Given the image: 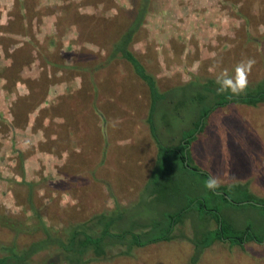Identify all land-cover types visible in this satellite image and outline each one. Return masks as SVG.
Here are the masks:
<instances>
[{"label":"rangeland","instance_id":"1","mask_svg":"<svg viewBox=\"0 0 264 264\" xmlns=\"http://www.w3.org/2000/svg\"><path fill=\"white\" fill-rule=\"evenodd\" d=\"M135 1L0 0V257L8 254L6 248L26 250L44 237L42 230L36 231L38 220L28 219L32 217L30 185L34 190L35 208L53 235H59L72 224L106 213L113 214L117 220L112 227L115 233L132 230L144 241L158 238L169 229V214L179 212L201 197L206 199L209 207L221 210L224 220L233 224L236 231L250 228L258 236L264 234L261 209L248 208L242 203L234 205L213 197L205 187L208 179L186 169L177 151L165 158L162 167L145 185V191L136 190L133 196L125 199L128 194H119L128 192L131 183L120 191L116 189L119 196L113 194L112 185L123 179V183L131 182L128 178L133 169L127 164L130 159L119 166L109 168L104 164L99 167V162L112 161L107 158L110 153L101 151L100 144L97 153L91 150L89 144L96 138L92 136L91 123L81 129L86 132L83 140L79 133L72 137L74 150L65 146L69 144L66 141L69 135L60 137L67 131L65 119L68 115L73 116L76 123L89 110L90 89L85 88L87 83L84 85L81 80L83 76L91 78L93 73L74 70V66L100 68L107 62V67L98 71V78L105 88L114 86L119 90L126 80H131L118 73L124 70L123 63L116 61L117 65H114L110 61L113 54L105 47L107 42L103 39L97 42L94 37L109 36L107 27L114 31L117 23H128L122 17L132 16ZM148 17L143 30L148 40H137L133 49L149 64L148 70L152 74L156 75L163 66L160 74L176 76V84L193 77L200 81L208 78L224 80L235 78L237 65L248 59L255 61L247 74L248 81L255 83L264 73V0H153ZM127 77L131 78L129 73ZM133 87V83L126 84L124 96L133 99L132 104H135L138 99L129 95ZM194 91L193 86L177 85L176 91L170 93L172 97L168 95L157 104L154 114L157 129L163 134H168L169 130L173 132L176 146H179L182 133L193 134L192 124L199 117L189 101ZM185 95H188L187 109L175 108V103ZM247 108L245 112H248ZM251 109L254 108L249 109L253 122L238 126L240 121L228 114L217 126H210V120V128H206L196 141L201 143L202 149L198 157L201 162L195 165L211 178L215 177L219 187L232 190V201L242 200L247 190L250 192L248 185L238 186L234 172L250 174L262 153L259 140L264 139V105L257 108L259 112ZM231 110L239 113L240 108ZM170 111L176 112V117L168 120L164 115ZM115 112L121 116L129 114L124 104ZM100 120L106 128L114 127L115 132L134 127V122L126 118L110 121L101 117ZM89 121L93 122L92 119ZM166 124L171 129L166 130ZM260 124L263 129H257ZM103 130L104 127L103 135L96 134L98 138L103 137L107 145L109 137L106 142ZM257 130H261V134ZM169 138L165 137V140ZM161 142L164 146L174 144ZM119 145L127 146L130 153L147 146V142L140 138L139 143L124 141ZM106 149H109L108 145ZM165 174L169 182L162 188L160 183ZM120 213L123 215H118ZM158 221L161 224L156 225ZM5 222L10 224L6 226ZM13 223H19L21 230L12 229ZM179 227H175L174 237L182 231L186 233L183 235L192 238L207 224L191 211L181 225L182 230ZM112 242L105 257L93 259L94 254L90 252L83 264H185L189 255L181 249L176 253V247L170 249L164 243L128 251L125 246L131 243L130 240L124 246ZM254 243V252L250 254L246 247L240 256L241 261L245 258L243 264H264V244ZM48 246L49 251L35 253L32 264H69L60 247ZM168 248L169 251L164 250ZM202 260L205 261L204 257ZM211 261L213 264H236L224 254L218 259L212 257Z\"/></svg>","mask_w":264,"mask_h":264},{"label":"trees","instance_id":"2","mask_svg":"<svg viewBox=\"0 0 264 264\" xmlns=\"http://www.w3.org/2000/svg\"><path fill=\"white\" fill-rule=\"evenodd\" d=\"M152 6L153 0H136L133 6L134 11L131 12L132 16L122 17L127 19L128 23H117V25H114L116 26V29L114 31L111 27H107L106 30L109 36L102 35L99 38L94 37V39H97V42H101L102 40L100 39H103V41L107 42V46L105 47L109 48L110 53L113 54L110 61H112L114 64H116L117 62H127L133 68L135 74L140 79L145 81L149 86L152 96L149 123L151 126L153 137L159 146V154L155 169L153 171V175L155 176L158 170L162 167V162L165 161V158L177 151L178 154H180L181 162L186 169L192 172H198L204 178L206 177L209 180L211 176L208 173L201 171L192 160L190 154V146L192 142L195 140L197 135L203 132L208 118L214 111L222 107H226L229 104H244L250 107H257L260 104H263L264 73L263 75H259V78L255 83H252L251 80H249L246 89L239 95L233 94L230 89L220 91L222 85L221 83L217 82V78H208L205 81H200V79L197 78L196 80L192 81L189 86H193V89H195L194 93H196L192 94L189 101L199 114V117L197 116L198 119L196 118V121L192 124V126H194V132L189 136L185 134L183 138L184 142L179 143V146L173 145L167 147L162 145V143H159V138L156 136V128L155 124L153 123V118L157 109L158 102L166 97L160 94L154 78L148 74L142 62H140V60L131 50V44L143 31L145 19L151 12ZM79 17L83 18L84 16ZM86 17L90 20V17ZM114 18L116 17H113L112 19ZM90 22L93 21L91 20ZM109 24L111 23L109 22ZM91 67L93 68L87 69V67L76 65L74 66V70L80 69V72L92 71L91 73H94L95 71L100 70V68L102 67H107V62H104L103 65H100V68L99 66ZM221 80L223 79L220 78V81ZM70 89L71 87H69V90ZM187 96L185 95L184 97H182L176 103V106H182V108L186 110L187 108L185 107H188ZM65 122L66 125H70V122H73L71 115H68L66 117ZM65 122L63 124L64 127ZM168 182L169 177L167 176V174H165L163 176L162 183L159 182L160 187L166 188V184ZM238 186L241 187V185ZM33 191V187L32 185H30L31 197L29 199L30 208L32 210V217H29L28 219L31 220V218H33L34 220L35 218L38 220L39 225H36V231L42 230L44 233V237L31 244L26 250L24 249L22 251H17L14 247L6 248L8 254L0 257V264H32V258L34 257V255L42 251H49L47 250L49 248V246L47 247V245L60 247V249L64 253L66 261L69 264H83L85 261V256L90 252L94 254V258L92 257L93 259H101L102 257H105L107 255V249L114 243L112 241H115V243L118 242L124 246L126 245L127 240H130L131 243L128 244V246H125L127 247L128 251H131L134 247H145L147 245L156 244L159 242L170 241L174 237L173 231L175 227L179 224L182 225L191 211H194L195 214L199 216L201 221L203 223L205 222V225L207 224V227H205L204 230L199 229L196 235L191 238V241L195 245L197 250L196 256L192 260L191 264H196L201 252L212 247L216 242H229L232 246H238L243 250L245 249V245L253 242L264 244V234L258 236L254 232H252L250 228L246 229L245 231H236L233 227V224L227 223L224 220L221 210H219L218 208L209 207L207 205L206 199L202 197L195 198L187 207L180 210L179 212H176L175 214H169V217L171 218L169 229L164 235L158 238L147 239L144 241L142 240V236L140 234H134L132 230H123L121 232L115 233L112 230V227L116 224L117 220H115L113 214L106 213H102L90 219H85L81 222L72 224L63 231H60L59 235H53L51 228L46 225V223L40 216L39 210L35 208L33 202ZM209 191L211 192L213 197L217 199H223L230 204L235 205L236 203H242L248 208L257 207L261 209L263 211L262 221H264L263 198L256 197L247 190L246 196L242 198V200L233 199L232 201V197L230 194L232 190L230 189L218 186L215 189H209ZM121 214L123 215V213H120L118 215ZM120 219V221L123 220V218L121 217ZM9 224L10 222H5L4 225L8 226ZM159 224H161L160 221H158L156 225ZM13 225L14 228L12 229L16 231L21 230L18 229V226H20L19 223H13ZM29 230L30 228L25 232L29 233Z\"/></svg>","mask_w":264,"mask_h":264},{"label":"crops","instance_id":"3","mask_svg":"<svg viewBox=\"0 0 264 264\" xmlns=\"http://www.w3.org/2000/svg\"><path fill=\"white\" fill-rule=\"evenodd\" d=\"M149 14L147 15L146 19H145V24L143 25V30L144 28L146 29V24H147V20ZM145 33L139 34L137 36V38L134 40V42L131 44V50L132 52L135 54V56L140 60V62H142V64L144 65V67L146 68L147 72L149 75H151L157 85V88L160 92V94L162 93L163 96L167 93L166 96H171L170 94L171 91L173 92V90L176 91V86L177 85H190V83L196 79H189V81L185 82V83H179L176 84V76H172V75H166L163 74L161 75L160 72L162 73V71L164 70V67H159L160 68V72H158L156 75L152 74L148 68H149V64L145 63L142 59V57L140 58V56L136 53V51L133 49V45L136 44L137 40L139 39H146V35H142ZM148 40V38H147ZM156 52V56L155 58L158 59V54H157V50H155ZM159 63V61L157 60V64ZM117 65V64H114ZM123 71H118V73H120V76L124 77L125 79H131L126 80L124 82V84L119 88V90H117L114 88V86L112 87V89L110 88V86H108L107 88L103 87L101 85V81L99 80V73L97 70V72L95 71L92 75V77H84L83 76V81L81 80L82 84H86L87 86L85 88H89L90 89V95L88 94V103L89 105L87 106L89 108V110L87 111V113H84V117L80 120L77 121L75 123V119L73 116H71L73 122H70V125H66L67 127V131L63 134L60 135V137L62 136H67L69 135V137L66 138V141H69V144H65V146H71L70 148L74 150L75 145H73L74 140L72 139V137H74V135H77L82 138L86 135V132L81 131V129H83V126L87 125V123H91L92 124V128H90V130L92 131V136H96V138L93 139V142L89 145H91V150L94 151L95 153L98 152V146L100 144V148L102 149L101 151L105 154L106 152L110 153L109 156L107 157L109 162L112 161V163H100L99 162V167L100 166H104V164H106L109 168H111L113 165L115 166H119L123 163H126L129 160V162H127V164L129 165L128 167H131L133 169V171L129 174L130 177L128 178L129 183H123V181L117 182L116 185H112V189L114 191V195H126L128 194V196H125L126 198H129L130 196L134 195V192L136 190H139V192H143L145 191V185L149 184V180L151 179V176L153 175V171L155 169L156 166V162H157V158H158V154H159V146L158 143L156 142V140L153 137L152 134V130H151V126L149 123V118H150V110H151V105H152V96H151V92L149 89L148 84L143 81L142 79H140L134 72L133 68L128 64V63H123ZM159 66V65H158ZM93 68V67H91ZM129 73V75L131 76V78L127 77V74ZM98 79V80H97ZM128 83H133L135 85V87L131 88L132 92L129 95L133 94L134 98H137L139 102L132 104L133 99H128L127 97L124 96V89L126 84ZM142 84V86H141ZM140 85V86H139ZM117 91V92H116ZM161 94V95H162ZM170 98V97H169ZM175 100V99H174ZM121 102L120 105H117V102ZM124 104L125 106V111L126 113L129 114H125L123 116L121 115H117L116 109L122 107ZM264 105L260 104L257 107H250L248 106V112L246 113V105L244 104H229L226 107H222L216 111H214L211 116L208 118L206 126L203 130L202 133H204V131L206 130V128H210V126L212 124H216V126L223 121V118L225 119L226 115L230 114L232 116V119H236L240 121L239 124H237L238 126L240 124L245 125L247 122L251 123L253 122V118L254 117H250L251 112H249L250 108H254L255 111L257 110V108H259L260 106ZM176 108V103L175 106ZM240 108L239 113L237 112H233L231 109L232 108ZM251 109V110H254ZM257 112H259V110H257ZM167 115V117H166ZM164 115L165 118H168V120H171L173 116L176 117V112H172L170 111L168 114ZM248 115V117H247ZM101 117H103V119H109L110 121L112 120H116L118 121V118H126L129 119L131 121L134 122V127L132 129H129L128 131L125 132H119L116 130V132L114 131V127L110 126V128H106L103 125V122H101ZM219 117V118H218ZM174 118V117H173ZM89 119H92L93 122H90ZM216 119L218 120V122L216 121ZM211 120V124L209 125V122ZM153 123L155 124V128H156V136L159 138V143H162L161 141H166V143H174L171 146L175 145V141H176V136H174L175 134L173 132H171L169 130V133H165L163 134L162 132L160 133L157 129V124L154 122V118H153ZM95 124H97V126H95ZM86 127V126H85ZM102 127H104V138L106 141V137H109V141L107 142L109 149L107 148V145H105L103 137L102 138H98L97 133H99L100 135L104 134L101 130ZM167 127V128H166ZM98 128V129H97ZM166 130L167 129H171V126L166 124L165 125ZM239 128V127H237ZM241 128V127H240ZM263 129L262 124L259 125V128L257 129ZM101 129V130H100ZM106 129V130H105ZM134 130L136 132H134ZM259 131V133L261 134V130H257ZM79 133V135L77 134ZM202 133H200L199 135H201ZM185 132L182 133L181 135V139H179L178 143L184 142L183 138L185 136ZM114 135V138H113ZM196 136L195 140L192 142L191 146H190V154L192 157V160L195 163L201 162L199 161L200 158L199 157V153L200 150L202 149L201 147V143L196 142L198 136ZM136 137V138H135ZM165 137H170L169 139L165 140ZM262 137H264V134L262 133ZM143 138V140L145 142H147V146H144L141 148H137V152L131 151L130 153L128 152V150L126 149L127 146L124 145H119V143H124L125 142H130V143H139V139ZM63 140V139H62ZM71 143V144H70ZM177 143V142H176ZM261 144L262 146V153L259 155V157L257 158V162L255 164V167L252 168L251 173L247 174V176L244 175H238L239 172H234V180L235 182L238 183V185H248L249 186V190L250 193H252L253 195H255L256 197L259 198H263L264 199V191H263V187H264V139H260L259 140V144ZM79 145V141H77V143ZM81 144L83 145V142H81ZM64 145V144H63ZM101 145H103V147H101ZM169 145V144H168ZM176 146V145H175ZM260 146V147H261ZM169 147V146H167ZM82 149V147H80ZM141 151V152H138ZM79 157V155H77ZM199 159V160H198ZM134 173V174H133ZM137 178V179H135ZM131 183V184H130ZM240 183V184H239ZM129 185L128 187V192H121L116 193V189H118L120 191L121 188L125 187L126 185ZM143 185V186H142ZM221 186V185H220ZM119 194V195H118ZM118 198V197H116ZM117 209V208H116ZM115 209V210H116ZM114 210V211H115ZM118 210V209H117ZM180 226V227H179ZM179 229L182 230L181 228V224L178 225ZM181 234L179 236L173 237L172 240L170 241H165V242H159L156 244H151L154 247L155 246H159L160 244L164 243L168 246H170V249L173 247H176V253L181 249L182 251L186 252L187 255L189 253V255L186 257L185 259V264H191L192 260L195 258L196 256V247L195 245L192 243L191 238L187 237L183 234H186L182 231H180ZM192 237V236H191ZM255 243H250L245 245V249L243 250L242 248L238 247V246H232L229 242H216L214 243V245L208 249H205L204 251L201 252L200 257L197 261L196 264H213L212 257L213 258H220L222 256V254L224 255H229L230 260H234V262H236V264L240 263L241 259L240 256H242L245 251H246V247L248 248L250 254L251 252H254L255 249ZM186 246L185 248L183 247ZM150 245H147L146 247H142V248H149ZM181 247V248H180ZM178 249V250H177ZM163 253H165L164 250H168V249H160ZM174 250V249H173ZM192 250V251H191ZM195 250V252H194ZM191 251V253H190ZM193 252V253H192ZM152 254V252H151ZM194 255V256H193ZM192 256V257H191ZM216 256V257H214ZM148 257V256H147ZM202 257H204L205 261L202 260ZM146 259V257H145ZM145 259L143 261H145ZM243 261H245V258L243 259ZM243 261H241V264H243Z\"/></svg>","mask_w":264,"mask_h":264},{"label":"clouds","instance_id":"4","mask_svg":"<svg viewBox=\"0 0 264 264\" xmlns=\"http://www.w3.org/2000/svg\"><path fill=\"white\" fill-rule=\"evenodd\" d=\"M254 63V60L248 59L247 61H242L240 64H238L236 67V76L234 79L227 78L221 82L218 78L217 82L221 83L222 85L220 91L230 89L231 92L236 95H239L241 92H243L248 84L247 74L250 72ZM218 186L219 184L215 177L210 178L208 181H206L205 184V187L208 189H215Z\"/></svg>","mask_w":264,"mask_h":264}]
</instances>
